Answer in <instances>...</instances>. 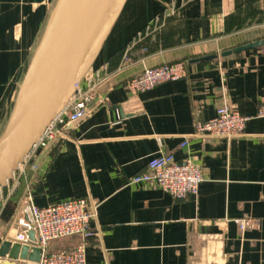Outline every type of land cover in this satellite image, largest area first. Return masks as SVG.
Listing matches in <instances>:
<instances>
[{
  "label": "crops",
  "instance_id": "obj_1",
  "mask_svg": "<svg viewBox=\"0 0 264 264\" xmlns=\"http://www.w3.org/2000/svg\"><path fill=\"white\" fill-rule=\"evenodd\" d=\"M55 1L0 0V132ZM262 40L264 0H126L91 70L114 71L125 49L131 65L99 85L102 105L66 138L32 149L0 189V245L29 193L39 207L87 200L92 234L50 244L83 242L86 264H264V45L221 56ZM177 61L181 79L138 93L123 86L143 67ZM223 102L248 118L243 135L191 136ZM158 150L199 164L196 194L132 181ZM239 219L249 221L242 231Z\"/></svg>",
  "mask_w": 264,
  "mask_h": 264
},
{
  "label": "built area",
  "instance_id": "obj_2",
  "mask_svg": "<svg viewBox=\"0 0 264 264\" xmlns=\"http://www.w3.org/2000/svg\"><path fill=\"white\" fill-rule=\"evenodd\" d=\"M158 21L156 19L147 25L145 31L155 29ZM128 51V49L124 50L119 65L114 71L111 72L107 66L90 71L32 149H46L51 144L66 138L69 124L84 120L89 116L90 108H96L105 102L104 96L98 90L99 85L111 74L121 72L131 65L132 58ZM185 75L184 61L163 63L143 67L139 73L124 80L123 86L130 93H138L164 82L181 79ZM256 116L264 117V103L259 105ZM247 119L228 103L223 102L216 107L212 118L195 123L191 136L217 139L238 137L243 135ZM186 143L187 141H184L181 145ZM202 180V169L192 158L176 160L171 153L162 150H158L157 154L148 161L146 171L132 178L133 182L157 187L177 199L196 194ZM93 217L94 212L89 209L85 198H68L39 207L33 204L30 194L26 193L11 219L5 240L29 248L37 247L40 250V258L33 264H86L83 242L58 250L51 249L50 244L71 236H79L81 239L90 236L92 234L90 221ZM236 221L241 231L249 226V221L246 219ZM29 232H33V239L29 238ZM2 260L3 258L0 257V264ZM14 261L16 264L27 262L19 258Z\"/></svg>",
  "mask_w": 264,
  "mask_h": 264
},
{
  "label": "water",
  "instance_id": "obj_3",
  "mask_svg": "<svg viewBox=\"0 0 264 264\" xmlns=\"http://www.w3.org/2000/svg\"><path fill=\"white\" fill-rule=\"evenodd\" d=\"M125 1H55L23 76L11 116L0 132V189L90 73ZM260 45H264V40L225 51L221 56ZM29 238L33 239V232H29ZM0 257L2 264H16L17 258L33 264L39 260L40 250L4 240Z\"/></svg>",
  "mask_w": 264,
  "mask_h": 264
},
{
  "label": "rangeland",
  "instance_id": "obj_4",
  "mask_svg": "<svg viewBox=\"0 0 264 264\" xmlns=\"http://www.w3.org/2000/svg\"><path fill=\"white\" fill-rule=\"evenodd\" d=\"M21 82H22V81H21ZM21 82H20V84H19V86H18V89H17L16 95H15V98H14V102H13V106H12L11 112H12V110H13V107H14V104H15V101H16V98H17V94H18V91H19V88H20ZM11 112H10V114H9L8 120H9V118H10V116H11ZM7 122H8V121H7Z\"/></svg>",
  "mask_w": 264,
  "mask_h": 264
}]
</instances>
